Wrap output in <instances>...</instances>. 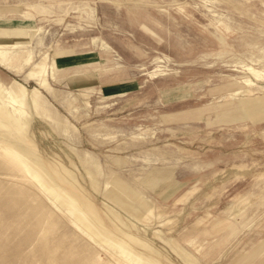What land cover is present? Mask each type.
I'll use <instances>...</instances> for the list:
<instances>
[{"label":"rangeland","instance_id":"374dc122","mask_svg":"<svg viewBox=\"0 0 264 264\" xmlns=\"http://www.w3.org/2000/svg\"><path fill=\"white\" fill-rule=\"evenodd\" d=\"M53 1L0 0V264H264V0Z\"/></svg>","mask_w":264,"mask_h":264},{"label":"bare ground","instance_id":"6f19581e","mask_svg":"<svg viewBox=\"0 0 264 264\" xmlns=\"http://www.w3.org/2000/svg\"><path fill=\"white\" fill-rule=\"evenodd\" d=\"M41 7V6H40ZM228 29V28H226ZM248 91L250 92L251 90L248 89ZM0 99L2 101H4L5 106L1 107L0 106V127H5L6 129L10 130L11 133L13 131H21L23 129V126L25 124L26 121V114H23L19 117V116H14L11 113H9V111L7 110V107H10L11 104L13 103L14 100V92L11 91L10 88L6 89V88H2L0 86ZM39 117V116H38ZM45 120V119H44ZM47 120V119H46ZM56 123V122H55ZM53 125V124H52ZM56 126V124L54 125ZM57 131V129H55ZM24 131V130H23ZM9 133V134H11ZM13 134V133H12ZM12 142V141H11ZM7 151H10V149H7ZM14 156L17 158H20V156L18 154H16L15 152H13ZM24 161V160H23ZM42 173V172H41ZM52 189V188H51ZM53 191H55V188H53ZM56 195H58L60 198L64 197V195H62V193H57ZM66 197V196H65ZM65 199V198H64ZM69 204L74 207L77 208L76 202L73 199H69L68 200ZM76 210V209H75ZM77 212V211H76ZM78 213V212H77ZM80 215V214H79ZM82 216V215H81ZM123 250V249H122ZM123 254H126V256L130 255L129 252L123 250L122 251ZM134 260H136L135 258H133ZM138 259V264H145L143 261H141V258L137 257ZM133 262V261H132Z\"/></svg>","mask_w":264,"mask_h":264},{"label":"crops","instance_id":"0c3cea01","mask_svg":"<svg viewBox=\"0 0 264 264\" xmlns=\"http://www.w3.org/2000/svg\"><path fill=\"white\" fill-rule=\"evenodd\" d=\"M46 1H47V3H45V4L38 3V2H32L31 7L34 10H37V12H40V13L51 12L52 10H56L58 8L57 4L53 3L54 2L53 0H46ZM78 72H79V70L74 71L73 74H77ZM91 90L92 89H81L79 91H81V92H90ZM99 93H101V90H99ZM118 95H121V94L118 93ZM118 95H111L109 97H114V96H118ZM245 104L247 106H251L252 108H254L257 111V113H261V112L264 113V98L260 99V100L256 99L255 101H248ZM230 113H232L234 116L238 115L239 118H240L241 110L238 108L237 105L233 106L232 108L229 107L228 109H224L223 111H221L219 113L220 121L226 122V118L228 117V115ZM255 118H257V116H252L249 119H255Z\"/></svg>","mask_w":264,"mask_h":264}]
</instances>
